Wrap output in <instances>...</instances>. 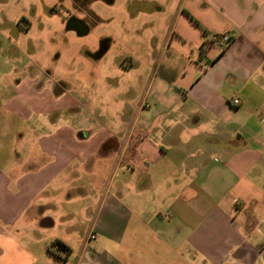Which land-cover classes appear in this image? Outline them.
<instances>
[{"label":"crops","instance_id":"crops-1","mask_svg":"<svg viewBox=\"0 0 264 264\" xmlns=\"http://www.w3.org/2000/svg\"><path fill=\"white\" fill-rule=\"evenodd\" d=\"M126 10L119 24L146 45L129 67H93L85 103L115 109L107 128L92 114L101 131L57 128L70 85L45 57L0 48V264H113L101 247L87 253L88 235L52 234L68 205L87 223L98 198L89 232L107 221L144 231L171 264L183 251L190 264H264V0H127ZM222 35L228 46L212 45ZM104 45L85 63L99 65Z\"/></svg>","mask_w":264,"mask_h":264},{"label":"rangeland","instance_id":"rangeland-1","mask_svg":"<svg viewBox=\"0 0 264 264\" xmlns=\"http://www.w3.org/2000/svg\"><path fill=\"white\" fill-rule=\"evenodd\" d=\"M126 2L127 0H116L115 4L107 5L100 0H93L81 6L78 11L73 9L71 0H0V48H4L8 54H13L12 51L17 47L29 55L32 54L33 60L37 62L45 57L49 74L54 71L56 78L60 77L65 81H62L63 83L70 85V90L65 92V96L56 104L57 128H70L79 133L83 129L79 127H87L89 131L96 132L110 125V121L105 117H111L115 111L109 109L111 104L108 108L104 105L100 109L85 101L89 100V94L93 92V67H129V55L136 48H145V40H139L137 44L134 39H129L133 37L127 31L126 18L123 24L118 22L121 14L126 15ZM51 7L55 9L54 14H50ZM70 13L85 20L90 29L86 36L78 37L65 31L66 26L63 23ZM102 42L108 45L102 62L99 65V62L95 61L85 63L83 54L96 57L102 48ZM12 64L10 66L15 65L19 73L21 64ZM83 67L90 73L82 74ZM11 80L8 78L3 85L6 88L11 87ZM6 88L2 91L5 92L3 96L12 99L9 97H12L14 89ZM40 109V106H31L29 110L36 112ZM92 114L102 118L104 127L98 126L96 121L91 119ZM103 208L101 199L98 198L86 211V223L82 216L78 215V203L68 205L66 213L73 216L63 220L64 226L53 230L54 239L68 242L71 236L74 242L77 236L88 235V254L98 246L101 247L102 256L105 253L109 259L119 261V264H171L174 257L168 251L161 252L162 248L154 241L151 242V235L144 231L135 234L121 233V228L115 230L110 221H107L100 222L96 229L89 232L91 221ZM121 236L123 239L118 246L117 242ZM181 257L182 261L177 258L175 264H190L186 251H183ZM102 258H105V255ZM112 260L108 262L117 264V261Z\"/></svg>","mask_w":264,"mask_h":264},{"label":"flooded vegetation","instance_id":"flooded-vegetation-1","mask_svg":"<svg viewBox=\"0 0 264 264\" xmlns=\"http://www.w3.org/2000/svg\"><path fill=\"white\" fill-rule=\"evenodd\" d=\"M71 1H72V3H73V9H74V10H78V11H80L81 6L83 7V6H85L86 4H88L89 2H91V1H93V0H71ZM54 10H55L54 7H51V8H50V14H54V13H53ZM65 23H66V27L68 26V24H69V25H73L74 27H76V26H78V25H79V26H80V25H81V26H82V25L85 26V24H86L85 20H83L82 17L74 16L73 13H70V14H69V16L66 18ZM87 27H88V26H85V28H86L87 31H88L89 27H88V28H87ZM105 49H106V47H105L104 45H102V48L100 49V51L98 52V54L101 55L102 52H103Z\"/></svg>","mask_w":264,"mask_h":264},{"label":"built area","instance_id":"built-area-1","mask_svg":"<svg viewBox=\"0 0 264 264\" xmlns=\"http://www.w3.org/2000/svg\"><path fill=\"white\" fill-rule=\"evenodd\" d=\"M230 43V39L227 35H222V36H219V37H215L213 38L212 40V45H218L220 47H223V46H228V44ZM233 104L236 106L238 105V101H233ZM147 107V106H146Z\"/></svg>","mask_w":264,"mask_h":264},{"label":"water","instance_id":"water-1","mask_svg":"<svg viewBox=\"0 0 264 264\" xmlns=\"http://www.w3.org/2000/svg\"><path fill=\"white\" fill-rule=\"evenodd\" d=\"M67 28L73 29L74 31H76L80 35H86L87 34V29L85 28L84 25H82V26L78 25V26L74 27L73 25L68 24Z\"/></svg>","mask_w":264,"mask_h":264},{"label":"trees","instance_id":"trees-1","mask_svg":"<svg viewBox=\"0 0 264 264\" xmlns=\"http://www.w3.org/2000/svg\"><path fill=\"white\" fill-rule=\"evenodd\" d=\"M102 45H104V42H102ZM104 46H106V45H104Z\"/></svg>","mask_w":264,"mask_h":264}]
</instances>
